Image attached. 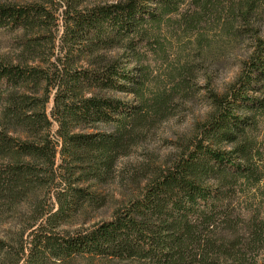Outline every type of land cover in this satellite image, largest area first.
Returning a JSON list of instances; mask_svg holds the SVG:
<instances>
[{
  "label": "trees",
  "instance_id": "trees-1",
  "mask_svg": "<svg viewBox=\"0 0 264 264\" xmlns=\"http://www.w3.org/2000/svg\"><path fill=\"white\" fill-rule=\"evenodd\" d=\"M54 1L0 4V31H48L53 15L46 5ZM61 7L63 54L56 62L41 67L0 57V211L13 212L44 189L55 193V208L33 207L41 215L30 227L27 264L86 257L220 264L218 258L234 257L218 239L219 214L234 232L232 202L261 193L264 182V33L257 27L264 0H63ZM217 14L227 38L251 43L235 81L223 93L206 87L207 118L109 221L60 233L71 214L105 207L98 187L172 115L179 87L151 93L150 58L165 56L174 30L198 34ZM204 42L199 34L197 49ZM24 47L33 52L37 45ZM51 94L58 140L48 115ZM257 221L247 245L264 238V218ZM6 250L0 240V252Z\"/></svg>",
  "mask_w": 264,
  "mask_h": 264
},
{
  "label": "rangeland",
  "instance_id": "rangeland-1",
  "mask_svg": "<svg viewBox=\"0 0 264 264\" xmlns=\"http://www.w3.org/2000/svg\"><path fill=\"white\" fill-rule=\"evenodd\" d=\"M33 1L0 0V4L24 5ZM117 1L121 0H88V5ZM62 3L63 0H55L54 4L46 5L53 15L52 26L48 31L41 29L29 33L0 31V57L15 63L41 67L56 62L63 54L62 37L65 27L62 20L64 12ZM221 16L222 14H217L208 17L199 25L198 34L187 35L181 29L174 30L165 56L150 58V92L169 91L179 87L173 96L172 115L149 131L132 149L129 156L121 158L112 176L98 187L101 200L106 199L108 202L105 207L102 209L90 207L83 214H71L70 223L63 225L58 230L60 233L88 230L96 224L109 221L117 209L124 205V200L136 195L144 187L154 170L165 167L174 159L178 142L192 134L196 123L207 118L211 108L206 97V87L223 93L235 81L241 62L251 51V43L245 38L242 41H231L232 39L227 38L219 22ZM257 27L264 33V17L258 21ZM199 34L205 40L203 49H197L196 37ZM24 44L37 45L38 48L35 47L33 52H28ZM52 110L53 94L48 105V115L53 122L52 136L58 140L56 134L59 126L52 119ZM100 130L107 129L101 126ZM261 140L264 150V123ZM61 164V156H58V166ZM260 189L261 193L251 191L247 195L239 194L232 202V208L235 209L231 213L234 232L228 229L224 214H219L222 223L218 239L221 238L234 255L227 259L218 258L220 264H264V238L255 245H247L249 234L260 226L257 220L264 218V182ZM36 204L47 209L55 208V193L50 189H44L37 192L33 200L16 207L13 212L0 211V240L7 244V250L0 252V264H16L19 256L23 258L19 264H27L30 234L33 231L30 227L34 219L41 215L32 214ZM255 210L262 214H253ZM47 264L143 263L86 257L67 261L50 260Z\"/></svg>",
  "mask_w": 264,
  "mask_h": 264
}]
</instances>
